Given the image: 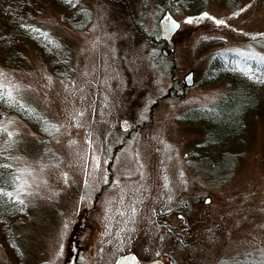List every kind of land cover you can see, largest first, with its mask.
Returning a JSON list of instances; mask_svg holds the SVG:
<instances>
[{
	"label": "rangeland",
	"instance_id": "1",
	"mask_svg": "<svg viewBox=\"0 0 264 264\" xmlns=\"http://www.w3.org/2000/svg\"><path fill=\"white\" fill-rule=\"evenodd\" d=\"M5 1L0 46L32 31L47 33L57 50L51 64L16 38L0 56L3 81L38 118L32 126L15 113L0 117L14 132L3 147L20 177L12 191L28 189L15 226L25 258H11L0 242V264H68L75 244L89 263L104 246L107 264L133 247L164 253L168 264H261L264 87L240 141L215 157L202 127L178 117L229 91L226 80L203 82L216 53H264V0H75L69 19L43 0L23 24L11 23ZM166 9L181 23L168 43L158 25ZM190 70L196 84L186 88Z\"/></svg>",
	"mask_w": 264,
	"mask_h": 264
},
{
	"label": "trees",
	"instance_id": "2",
	"mask_svg": "<svg viewBox=\"0 0 264 264\" xmlns=\"http://www.w3.org/2000/svg\"><path fill=\"white\" fill-rule=\"evenodd\" d=\"M48 1L59 8V11L68 19L76 9V2L70 4L67 0ZM42 2L43 0H6L5 7L2 9L11 15V23L23 24L28 15L36 11ZM81 11L85 16L83 9ZM16 38L32 44L44 59H50V63L54 64L52 59L54 51L57 50L55 40L48 35H35L32 31L27 35L14 33L7 42L0 46V56L14 49ZM242 59L245 57L231 50L216 53L209 63L203 82L207 84L226 80L230 85L229 91L224 93L215 105L192 107L183 111L178 117L180 121H187L192 125L202 127L203 144L206 149H212L210 152L212 157H215L227 146L240 141L246 127V116L250 111L256 109L259 102L258 91L264 87V79L253 78V73L256 77H264V71H256L258 67H264V65H260L258 60L249 59L248 63L251 65L253 73H246L240 70L243 65L237 63ZM5 112L21 116L32 126L38 124L35 112L22 106L18 99L12 104L7 103L6 99L0 100V117ZM8 139L6 133L0 132V187L11 192L16 184V176L15 166L10 155L3 148ZM4 165H11V167H4ZM26 213L25 202L21 204L14 197L0 193V242L10 257L16 261H21L20 255L23 256V259L25 258L15 226ZM244 264L254 263L248 261Z\"/></svg>",
	"mask_w": 264,
	"mask_h": 264
},
{
	"label": "snow or ice",
	"instance_id": "3",
	"mask_svg": "<svg viewBox=\"0 0 264 264\" xmlns=\"http://www.w3.org/2000/svg\"><path fill=\"white\" fill-rule=\"evenodd\" d=\"M67 2L70 4H74L75 0H67ZM233 15H235V13H233ZM200 16L210 18L216 24H225L226 23V21H224L222 19H218L216 16H212L207 11L201 12ZM185 19L191 23L194 21L195 18L192 16H188V17H185ZM23 26L26 28H31L33 31H37V32L40 31L39 29L34 28V26H32V25H23ZM172 27H179V22L172 19L171 16H168L166 19H164V22L162 25V30L167 31V30L171 29ZM42 34L47 35V33H42ZM231 51H237L240 53V55L242 57H245V59L237 61L238 64L243 65V67H241V69H240L243 72L253 73V69H252L251 65L248 63L249 59L258 60L260 65H264V53L256 52L254 49L251 48V46H249V48L247 50H245V49H232ZM256 71H258V72L264 71V67H258L256 69ZM253 78L264 79V77H256L254 75V73H253ZM18 87L19 86H17V88ZM4 99H6L7 103L12 104V103L16 102L17 94H16V88H14L10 83L4 82L3 81V74L0 73V100H4ZM21 105L24 107H27L26 105H23L22 101H21ZM82 114L83 113H78V115H82ZM46 119L47 118H45V120ZM72 119L75 120V119H77V117L73 116ZM49 123H51V122L49 121ZM52 127L58 131L60 126L58 124H52ZM47 130L48 129L45 128V131H47ZM0 132L6 133L7 136L10 138V140L6 141V143L12 142L11 138L14 136V132L9 131L8 127L5 124L0 123ZM4 167H11V165H4ZM18 171H33V170L30 168H23V169H18ZM64 175L66 176L67 173H65ZM15 179H16V181H19L20 177H16ZM84 183L87 185L88 181L85 180ZM18 189H19V191L9 192L5 188L0 187V193H4L9 197H14L17 201H19L21 204H23L24 200L21 197L20 192L28 191V189L25 188L23 183L18 184ZM169 198H171V197H169ZM21 210H23V209H21ZM135 211H136V209L133 208L132 212H135ZM160 239L162 240L163 236H161ZM59 254L60 253H58V255ZM156 255L159 256L160 253L157 252ZM124 259H131L132 261L135 262V264H141V261L139 260V258H137L135 256V254H129L128 257H121V261ZM117 264H120V261H118ZM153 264H158V262L154 260ZM261 264H264V261H262Z\"/></svg>",
	"mask_w": 264,
	"mask_h": 264
},
{
	"label": "flooded vegetation",
	"instance_id": "4",
	"mask_svg": "<svg viewBox=\"0 0 264 264\" xmlns=\"http://www.w3.org/2000/svg\"><path fill=\"white\" fill-rule=\"evenodd\" d=\"M160 41L162 42L163 40H160ZM177 216L180 217L181 219H184L185 218V214L183 212H181V211L177 212ZM75 245L76 246H75V252H74L73 262L68 263V264H107V263H104V262L101 261V259L104 257V251L101 248L104 247V246H99L100 248H96L97 253L99 255V259H96L95 260L96 263H89L87 261V258L84 259L83 254H81L82 253V248L79 247V245H77V244H75ZM139 248L133 247L132 249H128V250H126L124 252L123 251L120 252L114 258V260H112V262H109L108 264H117L118 258L121 255L128 254V253H134L136 255V257L139 258V260L141 261V263H147V262L153 261V260H160L162 264H168L167 263L168 258L165 256L164 253H160L159 256H157V255L150 256V255H147V254H143V251L140 250ZM109 250H111V249H109ZM80 255H82V257H80ZM57 264H67L66 258H64L62 260H58V263Z\"/></svg>",
	"mask_w": 264,
	"mask_h": 264
},
{
	"label": "water",
	"instance_id": "5",
	"mask_svg": "<svg viewBox=\"0 0 264 264\" xmlns=\"http://www.w3.org/2000/svg\"><path fill=\"white\" fill-rule=\"evenodd\" d=\"M168 16H171L172 19L178 21L174 17V15H173V13L171 12L170 9H166L163 12V14L161 15V17H160V19L158 21V24H159V27H160V35H161V38L163 40H165L166 42H170L173 39V37L175 36V34L178 32L180 27H181V23L178 21L179 22V27H172L171 29H169L167 31L162 30V25H163L164 19H166ZM162 53L165 56L168 55L169 52L167 51L166 47L163 48ZM183 83H184V87H188V88L195 85L196 79H195V76H194V70H190L189 72L186 73V75L183 78ZM121 125H122L123 128H125L126 120H123ZM129 254H134V253L124 254V255H121L118 258V261H120V264H135V262L132 261L131 259H124V260L121 261V257H128ZM153 261H149L147 263H141V264H153ZM155 261H157L158 264H162L160 260H155Z\"/></svg>",
	"mask_w": 264,
	"mask_h": 264
}]
</instances>
